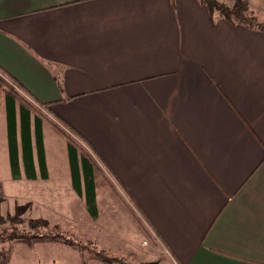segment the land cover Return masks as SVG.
<instances>
[{"label":"crops","instance_id":"obj_1","mask_svg":"<svg viewBox=\"0 0 264 264\" xmlns=\"http://www.w3.org/2000/svg\"><path fill=\"white\" fill-rule=\"evenodd\" d=\"M247 1L264 25V0ZM0 67L119 183L165 257L264 264L263 29L200 0H0ZM45 120L46 175L31 116L35 170L20 158L17 177L0 109L1 215L48 220L67 191L85 207L71 173L50 171ZM14 243L19 264H106L60 242Z\"/></svg>","mask_w":264,"mask_h":264},{"label":"trees","instance_id":"obj_2","mask_svg":"<svg viewBox=\"0 0 264 264\" xmlns=\"http://www.w3.org/2000/svg\"><path fill=\"white\" fill-rule=\"evenodd\" d=\"M208 8L211 16L214 12H217L222 18L233 22L246 24L249 27H255L264 30V25L257 21L255 15L249 11L247 0H231V5L222 3L218 0H200ZM0 73L7 76L15 85L21 88L24 92L26 90L24 86L16 80L5 69L0 67ZM0 92L4 95L5 107L7 113V130L9 137V156L11 163V170L15 176H20V158L27 175L29 172L34 171V164L32 160V137H31V116H33L35 141L37 155L39 159V169L46 175V165L44 160V152L42 147V134H41V122L42 119H46L53 132L64 138L67 149V160L69 163V169L71 173L72 186L76 193L84 198L86 210L91 214L92 218H97L100 213V208L97 204V187L100 188L104 183L108 182V176L104 173L99 166V163L89 153L88 150L83 148L79 144V140L69 133L64 127L52 119L46 117L36 107L31 98H27L17 90L8 85L0 77ZM26 94V92H25ZM50 102L42 103L43 106H48ZM16 107L18 110V129L16 122ZM17 130L19 132V142L17 141ZM18 142V143H17ZM108 172V171H107ZM109 173V172H108ZM111 184V183H110ZM6 221L16 228L18 225L25 224L26 228L33 230L32 234H20L11 233L7 237L13 242L35 243V242H61L64 243L81 253L82 261L86 263L89 259H96L106 264H127L117 256L109 255L105 251L95 250L93 247L88 248L86 244H79L70 238H63L60 234L38 233L40 228H53V225L44 218H21L15 215H1L0 224ZM87 248L90 250L87 256H84L83 250ZM6 260H1L0 263H5ZM144 264V263H143Z\"/></svg>","mask_w":264,"mask_h":264},{"label":"rangeland","instance_id":"obj_3","mask_svg":"<svg viewBox=\"0 0 264 264\" xmlns=\"http://www.w3.org/2000/svg\"><path fill=\"white\" fill-rule=\"evenodd\" d=\"M218 1L231 5V0ZM0 77L12 88L27 97L25 92L7 76L0 73ZM1 96L0 109H2L4 116V95ZM36 107L38 108L37 105ZM45 122L48 124L46 120ZM48 140V143L51 142L50 153L52 157V161L49 164L50 171L70 172L67 149L62 143L63 140L59 139L57 141L54 132H51V137ZM52 141L56 142L55 148L52 146ZM57 142H59V146H57ZM79 144L87 150L83 143L79 141ZM99 166L109 178L108 182L104 183L100 188L99 206L101 209L97 218L92 219L91 214L85 209L84 205H79L75 196H73L74 200L72 201V197L67 191L64 194V200L68 207L63 211L61 209L60 211H57V209L49 211L50 218L48 221L53 225V228H40L38 233H58L61 237L70 238L80 245L89 241L90 243L86 244L88 248L90 246L95 250L105 251L109 255L119 257L127 264H143L148 261H158L159 264H168V262L176 264L165 257L161 242L131 197L128 196L101 164ZM52 205L54 206V204ZM13 215L19 216L17 213ZM31 215L33 217L34 214ZM14 232L29 235L33 233V230L26 228L25 224L18 225L16 228L8 221L0 224V259L6 261L12 259L11 264H19L21 255L15 250V245H18L17 247L24 245L23 243H14L7 237ZM89 252L90 250L84 248V256H87Z\"/></svg>","mask_w":264,"mask_h":264},{"label":"water","instance_id":"obj_4","mask_svg":"<svg viewBox=\"0 0 264 264\" xmlns=\"http://www.w3.org/2000/svg\"><path fill=\"white\" fill-rule=\"evenodd\" d=\"M144 264H159L158 261H148L145 262Z\"/></svg>","mask_w":264,"mask_h":264}]
</instances>
